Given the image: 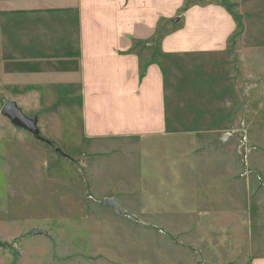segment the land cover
I'll list each match as a JSON object with an SVG mask.
<instances>
[{
  "label": "rangeland",
  "instance_id": "obj_1",
  "mask_svg": "<svg viewBox=\"0 0 264 264\" xmlns=\"http://www.w3.org/2000/svg\"><path fill=\"white\" fill-rule=\"evenodd\" d=\"M188 2L218 7L229 35L218 51L165 66L171 138L90 140L80 110L63 108L52 109L64 111L62 124L44 127L40 140L1 114L15 100L0 91V264L228 260L226 216L207 225L196 218L203 206L226 214L229 197L250 194V174L263 178L264 0ZM106 198L133 216L105 206Z\"/></svg>",
  "mask_w": 264,
  "mask_h": 264
},
{
  "label": "crops",
  "instance_id": "obj_2",
  "mask_svg": "<svg viewBox=\"0 0 264 264\" xmlns=\"http://www.w3.org/2000/svg\"><path fill=\"white\" fill-rule=\"evenodd\" d=\"M188 1L0 0V91L36 117L40 131L62 124L58 116L64 111L52 109L78 108L90 140L171 138L165 66L187 53L218 51L229 35L221 32L218 7L196 2L188 8ZM175 19L179 28L173 31ZM259 167L263 178L253 173L244 180L250 194L229 197L227 215L203 206L204 215L196 218L205 225L227 218L228 260L222 264H264V166Z\"/></svg>",
  "mask_w": 264,
  "mask_h": 264
},
{
  "label": "water",
  "instance_id": "obj_3",
  "mask_svg": "<svg viewBox=\"0 0 264 264\" xmlns=\"http://www.w3.org/2000/svg\"><path fill=\"white\" fill-rule=\"evenodd\" d=\"M2 113L4 116L10 118L14 123L19 124L23 126L25 129L30 131L37 139L45 140L42 136H40V129L38 125V119L36 117L31 118L28 117L22 109L18 106L16 101H8L6 102L2 109ZM228 137L227 135L223 138V140H226ZM104 205L111 207L115 210H117L122 215H129L133 216V214L129 213L125 209H123L118 203L115 198H106L104 200ZM39 231H34V233H37Z\"/></svg>",
  "mask_w": 264,
  "mask_h": 264
}]
</instances>
